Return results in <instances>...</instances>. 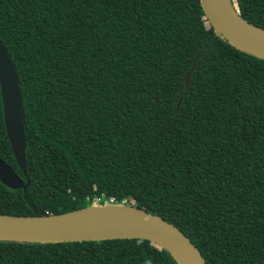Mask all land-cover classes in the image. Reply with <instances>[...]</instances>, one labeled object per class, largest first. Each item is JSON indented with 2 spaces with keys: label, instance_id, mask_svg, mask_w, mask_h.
Returning a JSON list of instances; mask_svg holds the SVG:
<instances>
[{
  "label": "trees",
  "instance_id": "16d2710c",
  "mask_svg": "<svg viewBox=\"0 0 264 264\" xmlns=\"http://www.w3.org/2000/svg\"><path fill=\"white\" fill-rule=\"evenodd\" d=\"M233 1L264 29V0ZM0 40L30 181H0L1 214L112 198L174 224L207 264H264V59L217 36L199 0H0ZM0 159L25 182L1 89ZM0 264L178 263L126 238L0 241Z\"/></svg>",
  "mask_w": 264,
  "mask_h": 264
},
{
  "label": "water",
  "instance_id": "95a60500",
  "mask_svg": "<svg viewBox=\"0 0 264 264\" xmlns=\"http://www.w3.org/2000/svg\"><path fill=\"white\" fill-rule=\"evenodd\" d=\"M204 18L215 34L235 48L264 59V29L239 15L233 0H199ZM193 67L185 75L190 80ZM0 89L4 123L16 164L25 182L0 159V181L7 187L29 185L22 121V96L11 56L0 40ZM180 101L177 103V109ZM32 209L34 207L31 205ZM141 238L167 251L178 264H207L192 241L174 224L112 198L64 213L11 215L0 213V241L53 243Z\"/></svg>",
  "mask_w": 264,
  "mask_h": 264
},
{
  "label": "built area",
  "instance_id": "2783aa9c",
  "mask_svg": "<svg viewBox=\"0 0 264 264\" xmlns=\"http://www.w3.org/2000/svg\"><path fill=\"white\" fill-rule=\"evenodd\" d=\"M96 200H97V201H100V200H101V198H96Z\"/></svg>",
  "mask_w": 264,
  "mask_h": 264
}]
</instances>
